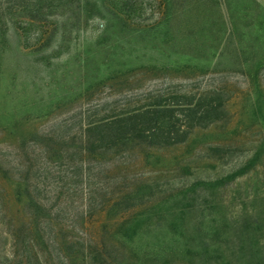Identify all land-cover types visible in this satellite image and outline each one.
I'll list each match as a JSON object with an SVG mask.
<instances>
[{
	"label": "rangeland",
	"instance_id": "1",
	"mask_svg": "<svg viewBox=\"0 0 264 264\" xmlns=\"http://www.w3.org/2000/svg\"><path fill=\"white\" fill-rule=\"evenodd\" d=\"M97 1L104 19L83 22L75 0H0V264H157L161 230L134 214L152 209L162 223L191 206L194 222L207 207L234 218L264 204V69L255 85L247 74L264 61L261 34L237 57V39L226 41L225 120L166 149L82 152L87 116L196 87L197 72L179 63L198 52V34L231 27L227 0ZM252 2L229 3L240 32L264 24V0ZM114 14L126 32L109 29ZM146 184L150 197L125 201Z\"/></svg>",
	"mask_w": 264,
	"mask_h": 264
},
{
	"label": "trees",
	"instance_id": "2",
	"mask_svg": "<svg viewBox=\"0 0 264 264\" xmlns=\"http://www.w3.org/2000/svg\"><path fill=\"white\" fill-rule=\"evenodd\" d=\"M247 1L254 5V8H258L252 0ZM75 2L77 6L74 10L78 11L83 22L95 18L104 19L102 14H106V9L100 6L97 0ZM226 3L231 16L230 32L225 34L222 30L211 34H198L197 38L201 42L198 52L185 55L186 59L179 63L181 68L192 70V73L197 72L200 83L196 87L180 86L177 91L167 94V97L156 96L150 104L139 108L115 110L97 120L87 116L82 136L84 154L104 150L123 151L126 147L134 145L148 149H166L184 143L196 129H205L225 120V103L231 94L222 74L234 66L227 62L230 43L226 41L237 39L234 49V56L237 57L247 46L258 43L259 34L264 35L261 19L253 20L252 24L248 25V31L240 32L236 26L237 18L232 15L229 5L232 0H227ZM69 4L70 7L73 6ZM113 18L117 23L109 26V29L113 28L117 33L128 29L124 19L117 15ZM163 35L165 41L167 34ZM205 42L208 44L204 46ZM263 69L264 61L249 69L247 74L250 84L255 85ZM247 171L234 172L227 179L235 180ZM220 184L222 182L217 185ZM153 186L146 184L133 190L125 197V201L140 202L143 197H150ZM29 201L34 206L37 205L30 197ZM160 203L161 199L151 202V205ZM117 207H120V204H117ZM190 209L191 206H186L173 211L171 218L163 220V224L161 216L154 214L152 209L148 213L144 211V214H134L131 217L132 222L139 219L142 223H148V226L161 230V240L156 241L154 245V248L158 249L153 256L157 264H171V258H179L187 264H264V204L260 209L252 208L249 213L234 218L223 212L221 214L220 206L207 207L206 215L194 222L187 218ZM122 213L121 208H118L113 216L123 220L122 222L130 219V216L125 218ZM129 251H136L133 244L129 246ZM135 264L143 263L137 258Z\"/></svg>",
	"mask_w": 264,
	"mask_h": 264
}]
</instances>
